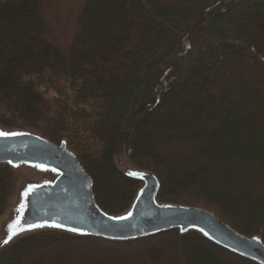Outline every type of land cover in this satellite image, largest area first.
Wrapping results in <instances>:
<instances>
[{
	"label": "trees",
	"instance_id": "trees-1",
	"mask_svg": "<svg viewBox=\"0 0 264 264\" xmlns=\"http://www.w3.org/2000/svg\"><path fill=\"white\" fill-rule=\"evenodd\" d=\"M49 1L0 0V127L65 141L109 215L141 187L115 165L123 148L156 176L160 203L264 242V0H86L67 54L45 37ZM174 164L183 186L166 178ZM9 178L1 164L0 209ZM178 249L187 264H257L178 229L125 242L39 230L4 246L0 264H178Z\"/></svg>",
	"mask_w": 264,
	"mask_h": 264
},
{
	"label": "water",
	"instance_id": "water-1",
	"mask_svg": "<svg viewBox=\"0 0 264 264\" xmlns=\"http://www.w3.org/2000/svg\"><path fill=\"white\" fill-rule=\"evenodd\" d=\"M0 132V165L25 164L56 174L53 181L30 184L20 193L12 225L17 233L42 227L125 242L178 229L194 230L213 243L257 264H264V242L240 234L203 208L164 204L157 200L160 183L149 171L129 175L141 183L131 205L122 214L109 215L96 203L93 182L76 155L62 141L22 130ZM29 188V195L23 193ZM125 217V219H116ZM58 225V226H57Z\"/></svg>",
	"mask_w": 264,
	"mask_h": 264
},
{
	"label": "rangeland",
	"instance_id": "rangeland-1",
	"mask_svg": "<svg viewBox=\"0 0 264 264\" xmlns=\"http://www.w3.org/2000/svg\"><path fill=\"white\" fill-rule=\"evenodd\" d=\"M86 0H50L43 5L40 13L41 18L46 27L45 37L56 48H58L63 54H67L71 41L75 33L79 30L78 16L80 9L82 8ZM0 130H24V129H2ZM153 135L160 136L163 133V129H150ZM27 131V130H24ZM65 142V141H64ZM56 144V143H55ZM67 146V145H66ZM68 148V147H67ZM114 162L119 170L125 174L135 173L138 171H146L138 167L129 157L127 150L121 148L114 154ZM9 168V194L4 204L0 209V250L7 244L17 240L20 237L33 233L39 230L55 229L51 227H42L36 229H28L19 232L15 235L7 244H3V240L10 234L9 228L12 225L20 203V193L30 184H39L44 181H53L56 178V174L47 169H38L25 164L11 166L5 164ZM181 167L173 165L171 170L166 172V178L173 184V181L178 186H183L185 180L177 175H180ZM209 181H220L222 187H218L220 194L224 196H230L228 178L225 174H221L218 170H213L209 175ZM208 211V210H207ZM211 212V211H209ZM124 213V212H123ZM213 213V212H212ZM214 214V213H213ZM215 215V214H214ZM216 216V215H215ZM58 230V229H55ZM63 231V230H60ZM70 233V232H69ZM193 255L201 254L199 249L192 251ZM174 256L178 264H187V260L183 258L181 250H177V254ZM47 256L43 255L38 258V261H42ZM173 258V256H172ZM163 259V258H162ZM169 261L173 259H169ZM160 260L159 262H161ZM167 260H164V262ZM31 264H36L32 261ZM158 264V263H157ZM214 264V263H213Z\"/></svg>",
	"mask_w": 264,
	"mask_h": 264
},
{
	"label": "snow or ice",
	"instance_id": "snow-or-ice-1",
	"mask_svg": "<svg viewBox=\"0 0 264 264\" xmlns=\"http://www.w3.org/2000/svg\"><path fill=\"white\" fill-rule=\"evenodd\" d=\"M6 135H10V134H9V133H4V132H0V136H6ZM129 175H137V174H136V173H129ZM30 191H32L31 188H29L28 190H26V191L23 193V195H24V196L29 195V192H30ZM116 219H125V217H119V218H116ZM57 226H58V225H57ZM14 227H15V225H11V226H10V228H9V232H10V234L7 236L6 239L3 240V242H2L3 244H7V243H9V241H10L15 235L18 234L17 232L11 230V229L14 228Z\"/></svg>",
	"mask_w": 264,
	"mask_h": 264
}]
</instances>
